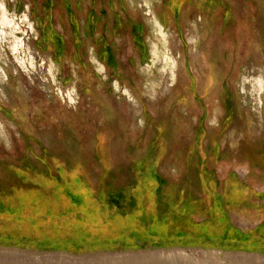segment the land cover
<instances>
[{"label": "rangeland", "instance_id": "obj_1", "mask_svg": "<svg viewBox=\"0 0 264 264\" xmlns=\"http://www.w3.org/2000/svg\"><path fill=\"white\" fill-rule=\"evenodd\" d=\"M10 169L0 264H264V0H0Z\"/></svg>", "mask_w": 264, "mask_h": 264}, {"label": "trees", "instance_id": "obj_2", "mask_svg": "<svg viewBox=\"0 0 264 264\" xmlns=\"http://www.w3.org/2000/svg\"><path fill=\"white\" fill-rule=\"evenodd\" d=\"M11 170L12 169L8 170L7 172L11 176H14L18 182L9 183V184H7L5 186L0 185V202H6L7 200H10L11 197H16V195L13 194V192H20L21 195H23V193L24 192H28L29 189L30 190H36V189H34L32 187V185H35V186L38 185L37 188L42 190V191H43L44 187L46 186V184H49V183H50V185L55 184L56 185V189L60 188V187H63V183L66 184V186L70 187V188H71V185H72L68 180H61L63 177H60L59 173H56V175H54V176H56L55 180L46 181L43 177L36 176L35 173L32 170L27 171L26 169H24L23 170V174H19V176H17L14 173V171L13 170L11 171ZM46 170L47 169H44L43 171H46ZM52 179H53V177L51 178V180ZM23 180H25V181L23 182ZM41 180L45 181V182H42ZM12 184H17V185L13 186ZM55 185H53V186H55ZM57 186H59V187H57ZM80 190L81 189H79V191H77L76 188H74L73 191L71 190L72 192L70 194H71L72 197H74V201L75 202L78 201L79 198L82 197V194L79 193ZM33 197L35 198V196H33ZM26 198L29 199L31 197H26ZM39 205H40V203H39ZM39 205H38V202L35 199H34V202H33V199H32L29 202V204H28V207L30 208L28 212H31L32 215L36 214V212H40V213L44 214L45 216H49L48 212L45 211V210H41V209H43V207L39 206ZM36 209H40L41 211H36ZM2 210H3V205L0 203V213L4 212ZM91 210H94V209H91ZM188 216L189 215L187 213V217ZM187 217H185V221H188ZM0 218H1V214H0ZM106 225H108V224H106ZM228 226H229V224H228ZM167 233H169V235H173V237L185 236V235H189L190 234L187 230H183V229H181L179 232H177V234L174 233V232H171V231H169ZM6 234H8V236L0 232V239L1 240H5V239L13 237V235H15V233L12 232V231L7 232ZM193 234H195V236L201 235L199 232H195ZM94 237H97V236H94ZM94 237H93L92 241L96 240ZM63 239H66V240H63ZM60 240L62 242H67L70 239L69 238L68 239L67 238H62ZM53 241H59V239L58 240H53ZM41 248H43V247H41Z\"/></svg>", "mask_w": 264, "mask_h": 264}, {"label": "bare ground", "instance_id": "obj_3", "mask_svg": "<svg viewBox=\"0 0 264 264\" xmlns=\"http://www.w3.org/2000/svg\"><path fill=\"white\" fill-rule=\"evenodd\" d=\"M3 14V13H2Z\"/></svg>", "mask_w": 264, "mask_h": 264}]
</instances>
